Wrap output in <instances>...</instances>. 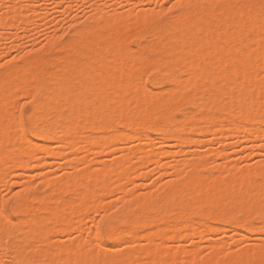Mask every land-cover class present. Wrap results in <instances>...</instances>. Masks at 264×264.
I'll return each mask as SVG.
<instances>
[{
  "label": "bare ground",
  "instance_id": "obj_1",
  "mask_svg": "<svg viewBox=\"0 0 264 264\" xmlns=\"http://www.w3.org/2000/svg\"><path fill=\"white\" fill-rule=\"evenodd\" d=\"M20 2L13 1V7H9L12 9L0 17V26L22 20ZM34 3L32 1V8ZM111 19L104 22L102 29L96 23L99 21L92 20L85 34L71 36L67 42L61 43L62 53L57 58L44 59L33 55L23 66H12L0 74V182L18 168L22 171L31 164H34L32 167L45 166V159L49 156L66 158L68 164H74L76 168L77 163L85 165L66 178L44 175V182L43 178L41 181L49 190L44 194L34 190L38 195L27 200L26 207L16 212L24 220L12 222L18 229L15 235L25 241L40 239L46 242L44 238H50L48 246L53 251L52 259L59 260L57 253H63L64 259L73 264L78 259H107L120 264H212L221 259L214 250L207 258H202L200 252L197 254L199 250L186 252L175 245L174 250L168 241L183 237L179 232L181 229H192L188 235L194 237L198 234L194 231L197 226L214 231L222 229L218 223H229L231 228L240 227L264 198V184L256 182L264 177V165L239 169L238 172L234 171L238 169L235 165L232 168L212 162V166L209 163L213 160L208 159L207 154L210 151L206 155L198 154L194 160H184L185 172L182 174L176 170L175 179L164 186L154 181L155 193L132 195L128 203L130 212L122 216H130L132 225L124 224L113 236L107 237L111 244L100 240L96 246L91 243L89 247L88 240L91 242L92 239L85 229L83 212L95 206H102L104 210L108 204L107 209H111L113 205L105 203L104 198L112 190L121 191L127 197L133 194L130 192L134 189L129 184L136 178L147 179L151 174L150 170L149 174L146 173L149 169L146 163L149 162L150 166L154 162L159 171L165 168L163 157L168 151L164 147L173 141L180 146L204 145L209 142L205 136L210 133L212 138L209 140L219 138L217 141H220L225 137L224 132L230 131L235 137L244 136L247 142L261 140L263 143L264 93L258 73L264 65L260 61L259 29L251 37L247 34L241 37L239 32L228 31L227 22L205 24L203 35L199 30L193 32L185 26L173 27L154 33L146 42L138 43L139 49H133L125 47L127 36L123 27L117 26L126 19L119 16ZM54 46L52 39L47 43L46 51L50 52ZM147 55L156 56L155 63L161 68L178 69L181 77L185 73L193 74L191 85L187 80L183 81L191 91H183V85L178 94L172 86L162 91H158L159 88V93L152 90L149 85L155 81L171 84L176 79L167 72L156 80L145 78L142 84L140 77L148 66L144 63ZM20 93L31 97L32 127L39 132L35 137L16 133L15 101ZM178 109L183 113L180 119L174 116ZM149 126L157 130L159 138L146 132ZM95 132L99 134L95 135ZM116 142L126 146L116 147ZM156 143L161 150H154ZM55 146L65 149L57 152ZM117 151L127 154L107 163L97 157L96 163L99 160L103 163L99 161L101 166L98 163L99 167L94 170L89 164L95 163L92 161L95 157L90 162L88 154H84L92 152L95 156L98 152ZM211 152L213 158L215 151ZM133 153H139L140 160L128 159ZM143 166L145 171L141 170ZM217 171L226 172L228 176H221ZM139 184L142 183L135 186L140 187ZM135 186L136 190L138 187ZM25 188L32 187L28 184ZM24 190L21 193L28 195ZM64 193H72L69 195L73 197L66 200ZM32 200L38 205L31 207ZM0 227L8 225L0 221ZM253 231L264 236L259 227ZM70 232L77 233V242L60 243L57 236ZM139 238L145 239L146 243L137 240ZM114 244L124 245L127 253L114 250ZM85 245L92 251H88Z\"/></svg>",
  "mask_w": 264,
  "mask_h": 264
},
{
  "label": "rangeland",
  "instance_id": "obj_2",
  "mask_svg": "<svg viewBox=\"0 0 264 264\" xmlns=\"http://www.w3.org/2000/svg\"><path fill=\"white\" fill-rule=\"evenodd\" d=\"M13 1L14 0H0V17L3 14H5L6 11L9 12L12 9L9 7L10 5H12L13 7ZM32 1L34 3V0H31V1L21 0L19 7L22 10V17H21L22 20L17 19L18 21L16 20V22H14L15 24H13V22H10L12 24H9V25H12V26H9L8 24L0 26V64L4 65V67L0 68V74L6 73L9 70V68L12 66H23L25 64L26 59L33 55H39L40 57L44 59L57 58L60 56L59 54L62 53L59 47L61 46V43H64L65 39L66 41L68 40V38L70 39L71 36L74 37L78 34L79 35L85 34L87 32L86 30L87 26L88 24L91 23L92 20L95 22L99 21L96 23L97 25L100 24L101 28L99 25L98 27L99 29H102L103 25H105L109 21H112L111 17L113 18V16L114 18L118 16L123 17L127 20V17L129 13L131 12V9L137 3L144 2V0H37V1L35 0L34 8H32ZM120 5H127L129 6V8L126 11L125 9H122ZM31 10H34L35 12H32ZM1 32L3 33L1 34ZM52 39L55 41V46L50 52H47L46 51L47 43ZM57 46L59 47L58 50L56 49ZM136 47L133 49H139L140 45L138 44ZM150 86L152 90L156 89L155 91L159 93L158 91H162V90H166V88L167 89L170 88L169 87L170 83L167 81H158V82L155 81V83H152V85ZM159 88L160 90H158ZM18 96H17L18 100L15 101V106L17 103L16 111L19 107L22 106V102L32 101L31 97L27 96L25 93L23 95L20 93ZM31 103H29L27 108H25V112H28V109L33 110V105ZM189 109H191V107ZM180 110L181 109H178L174 112V116L179 119L183 117L182 110L181 112H179ZM262 125L264 126V124ZM230 127L232 126L230 125ZM123 128L120 127V129H123ZM149 128L150 126L148 127L146 131L149 135L152 134L153 137L155 138L160 136V134L157 132V130L154 127L151 126V128L150 129ZM232 128L235 129L236 127L233 125ZM232 128H229V129H231L232 131ZM94 134L98 135L99 132H95ZM222 135H221V138H223ZM224 135H225L224 139L220 141H217L219 140V138L217 140L216 139L209 140L212 138L211 133H210L211 137L209 135L205 136L206 141H209L207 142L208 145L207 144L203 145V143H200V144H191V145L187 144L185 146H180L174 141L171 142L169 145L164 147L168 151V153L163 157V161L165 162V168L160 169L159 171L158 170L159 168L158 169L155 168L156 165L153 164L154 162L152 163V165L150 163V166L148 164L149 162L146 163L145 165L146 168H149L147 169L148 171H146V173L149 174L151 171V174H149L150 176L149 177L147 176V179L140 177V180L139 179L137 180L136 178L135 180L136 182L134 181L135 184L142 183V184H139L141 185L140 187L136 185L138 188L135 186L134 183H132L137 188L136 190L134 186L132 188V184H129L132 190L134 189L135 192L137 191L135 194H134V191L133 192L131 191L130 193H133V194L131 195L128 194L129 196L127 197V194L126 196H124L125 193L122 194L121 191L120 193V192H115L116 190H112L110 195L108 194L105 195V197L106 196L107 197L104 198L105 199L104 202L105 203L107 202V204L111 203L110 205H115L116 208L119 209L117 216L122 217L123 215L130 212V210H128V206H129L128 203L130 202L131 198L134 195L137 196V194L155 193L156 187L154 186L155 184L154 181H157L156 184H158L159 182V185L161 186L166 185L168 181L175 179L176 170L179 169V171L182 174L185 172L187 168L184 167L185 166L183 164L184 160H187L188 158H190L191 160L192 159L194 160L197 158L198 154L201 155L202 153V155H206V153L209 151L210 153H207L209 154L208 159L213 160L209 164L212 165V162H213L214 165L215 164L216 165L220 164L222 166L229 165L228 167H232V168L234 167L232 165H235L236 169L237 168L238 169L234 171H237V172L239 171V169L241 170V169L248 168V167L252 168V166H255V165L257 166L258 164L264 165V161L261 160V155H262L261 147L262 145H264V141L263 143L261 142V140L254 141L255 143L252 141L250 142V140L247 142L244 136L235 137V135H233L232 132L230 131L224 132ZM210 141H212L213 143L212 142L210 143ZM156 144L157 146L155 145L156 147H154V150H161L160 148H158L159 147L158 143ZM197 145H200V146H197ZM115 146L125 147L126 145L120 142H116ZM54 149L57 152H61V151H64L65 147L55 146ZM221 150H225L224 153L226 154L221 152ZM211 151L213 152L215 151V154L216 153L219 154L220 152L223 154H221L222 156L219 154L220 155L219 157H216L218 156V154L217 155L214 154L215 156L212 155L213 158H211V155H210L212 153ZM117 152H115L116 154L115 153H101L100 154L98 152L99 154L97 153L98 154L97 155L95 153V156H93L94 154L92 152H87L84 154H88V156L91 158V159L89 158L90 162L92 161L95 162L93 164L91 163L89 164V165H92V169L94 170L97 168L98 165H100L99 163L100 160H103L105 163H107V162H111L114 159L123 157V155L127 154V153L125 154L124 152L122 155V152H118V153ZM247 152H249V154H247ZM193 153L195 157L194 156L191 157ZM128 156H129L128 159H130L131 161L140 160L139 153L129 154ZM49 157L45 159L46 160L45 166L40 165L39 167V165H37L36 167L35 165V167H32L31 165L34 166V164H31L30 165L31 167L28 166L27 167L28 169L27 168L26 170L24 169L25 171L24 170L21 171V169L19 168L18 170L17 169L13 170L12 173H10L11 175L7 176V178L3 182L2 181L0 182V200H3L4 190L6 188L15 189L19 192H22V190H24V188L28 184L30 187L33 188L34 184L39 183V187L35 188L34 190L35 191L39 190L38 193L44 194L45 191L48 192L49 190L48 187L46 186L44 187V183L41 182V178H43L42 181L45 178L44 175L46 176L48 175L49 177L66 178V176H72L73 172L76 173L77 170L81 168L82 169L85 168V165L80 164V163L79 164L77 163V168L74 167L75 166L74 164H68L69 162L65 160L66 158H55L51 156L49 159ZM97 157L100 158V160L97 161L99 164L96 163V160L99 159ZM92 158H94V160H92ZM68 165L70 166L72 165L71 167L73 168H71ZM82 165H84V167ZM145 166H143L144 168L142 167L141 170H144ZM87 167H88V164L86 165V168ZM219 172L220 171H217L216 173H219ZM225 173L226 172H224V174L223 172H220V175L221 176L224 175V177L228 176V173H226L227 175ZM113 191L115 193H113ZM69 194H72V193H64L63 198L67 200V198L73 197L72 196L73 194L71 196ZM29 204L31 207H33V206L38 205V202L32 200L30 201ZM98 207L100 206H95L93 208L91 207V209H88V211L86 210L83 212L84 216L87 214L86 218L87 216H89V218H87V221H91L94 218L97 210L103 211L102 206L100 208ZM105 208L106 209L109 208V204ZM13 216L16 217V219L12 220L11 222L21 223L24 220L20 218L21 216L18 215L16 212L13 213ZM84 216L82 220L85 222L86 220ZM217 225H222L221 226L222 229L214 231V229L210 228L212 230L211 231L210 229L208 230L207 227L197 226L194 231H196V233L198 234H196V236L194 237L188 235L189 232L191 233L193 231L192 229H181L179 232H181V235H183V237L179 238L180 240L179 239H176V240L174 239L173 241L169 240L168 244L170 247L173 245L171 248H174V245L177 248L179 247L180 249L184 248L183 250H186V252H188L189 250L192 251L193 249L194 250L196 249L197 251L199 250L197 252V254H199L200 252L199 257L207 258L211 254V252H213V250L219 254L222 252L223 249L228 248L233 244H244L253 249H257L259 248L261 241H264V236H261L255 231L251 232L248 229L241 228V227H234V226H232L233 228L232 229L231 227H229L231 226L229 225V223H225V224L218 223ZM124 226H125L124 224H121L119 227H124ZM75 234L77 233L70 232L68 234H63V235L60 234V236H57V235L56 236L60 240V243L69 245L70 243L72 244L73 242L70 239V236H73V235L76 236ZM57 238L55 239V236L53 237V239H55L59 243ZM91 239L93 240L92 237ZM92 240L91 242H90V239L88 240V243H90L89 247L92 245L91 244ZM137 240L142 241L143 239L140 240L139 238ZM144 241L146 240L144 239L142 243ZM103 242L106 244H111L108 238H104ZM121 245L122 244H114V246L116 247L112 246V250L114 247L115 248L114 250L119 251L120 254H124V253L126 254L127 253L126 250L124 251L123 249L124 245L122 246ZM102 250L104 251L103 247H102ZM105 250L106 251L108 250L107 252L112 251L110 249H105ZM186 255L187 254L183 256L185 257ZM0 258L4 259L5 257H3L2 254H0Z\"/></svg>",
  "mask_w": 264,
  "mask_h": 264
},
{
  "label": "snow or ice",
  "instance_id": "obj_3",
  "mask_svg": "<svg viewBox=\"0 0 264 264\" xmlns=\"http://www.w3.org/2000/svg\"><path fill=\"white\" fill-rule=\"evenodd\" d=\"M120 7L126 11L129 8L127 5H120ZM223 22H227L228 31L239 32L241 37L245 34L251 37L256 33L257 28L259 29L262 53L260 61L264 65V0H144L143 3H137L131 9L126 22H118L117 26H122L127 36L124 41L125 47L135 48L138 43L146 42L154 33L167 31L173 27L179 29L181 26H185L193 32L199 30V34L203 35L205 24H222ZM244 52L247 55V48L244 49ZM156 60L157 57L153 55L144 57V63L148 66L140 77L142 84L145 78L148 81L156 80L165 72L176 78L171 81L170 86L177 89V94L184 80H187L189 85L192 84L193 74L185 73L181 77L178 69L172 71L168 67L161 68L155 63ZM2 67L4 65L0 64V68ZM247 75L246 71L245 76ZM258 75L261 77V88L264 93V67ZM183 91L190 92L191 88L188 85H183ZM29 103L31 101L22 102V106L16 111V133L20 135L23 132L35 137L39 135V132L37 128L32 127L30 115L32 109L25 112ZM261 153V160L264 161V145L261 147ZM256 182L264 184V177ZM38 187L39 183H36L33 188H25L24 192L28 193L26 196L15 189L6 188L4 190V198L0 200V221L7 223L8 227H0V254L5 257L0 260V264H73V262L64 259L63 253H57L60 257L59 260L52 259L53 251L48 246L51 242L50 238L45 237L44 241L46 242H42L40 239L25 241L23 237L18 239L15 235L18 229L11 222L16 219L13 213L24 209L26 201L38 195L34 192V189ZM118 212L119 209L113 205L112 209L97 210L91 221H87L85 218V229L89 238L95 237L92 240L93 245L104 238L113 236L121 224L131 227L133 222L131 217H118ZM240 227L249 231L259 227L264 233V198L261 199L258 207L253 208L249 213V218L241 223ZM70 239L74 244L77 242L74 235L70 236ZM84 247L88 251H92L87 245ZM219 255L221 259L214 260L212 264H264V241H261L257 249L244 244H233L223 249ZM74 264H120V262L107 259L102 261L78 259Z\"/></svg>",
  "mask_w": 264,
  "mask_h": 264
}]
</instances>
